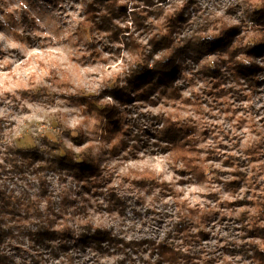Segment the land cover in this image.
I'll return each mask as SVG.
<instances>
[{
    "label": "rangeland",
    "instance_id": "rangeland-1",
    "mask_svg": "<svg viewBox=\"0 0 264 264\" xmlns=\"http://www.w3.org/2000/svg\"><path fill=\"white\" fill-rule=\"evenodd\" d=\"M120 4L125 15L89 26L83 0H0V190L27 193L55 229L73 233V264H147L150 258L146 245L120 251L75 241L86 227L139 243L158 242L174 225L171 241L186 255L182 264H259L264 47L253 58L262 69L254 88L234 76L227 46L184 52L167 83L156 74L136 82L133 72L144 59L152 69L165 55L163 48L152 50L153 37L218 39L236 26L241 47L259 44V24L249 15L264 10V0ZM179 12L188 24L169 37L167 23ZM243 53L232 63H248ZM106 107L114 110L110 126L99 113ZM173 142L187 144L201 175L161 147ZM10 148L37 154L39 165L71 151L94 168L83 178L67 168L46 169L42 188L32 172L11 168ZM2 249L15 264H65L17 231Z\"/></svg>",
    "mask_w": 264,
    "mask_h": 264
},
{
    "label": "trees",
    "instance_id": "trees-1",
    "mask_svg": "<svg viewBox=\"0 0 264 264\" xmlns=\"http://www.w3.org/2000/svg\"><path fill=\"white\" fill-rule=\"evenodd\" d=\"M120 1L121 0H83L85 3V23L89 26L93 24L100 26L105 22L111 21L115 17L125 15L126 7L120 4ZM249 17L254 23L259 24L256 32L259 33L260 41L257 45L241 47L237 40L239 38V29L236 26H231L222 30L218 39L193 34L188 37H183L175 43L172 39L163 42V39L153 37L151 40L152 50L163 48L166 53L161 59L155 60L154 63H152V69H149L148 63H146L147 59H144V63H141L133 72L134 81L141 82V79L156 74L167 83L177 67L175 60L184 52L189 51L197 55L204 54L212 49L218 50L223 47L226 48L227 46L226 52L229 55L228 60L231 62L229 63V67L233 70L234 76L238 79L244 78L249 86L254 88L253 85L258 82L256 73L262 70L261 67L253 62V58H255L264 47V10L255 11L250 14ZM174 18L177 20H174ZM185 18L187 17L181 12H179L177 16L169 18L167 23V26H169V24L171 26L170 28L168 27L169 37L173 32L172 29L177 28L179 31L185 28V25L188 24V20L185 21ZM134 21L138 26L141 25V21L137 18L136 13H134ZM131 43L133 44L132 41ZM240 51L244 52L243 55L246 61L248 60V63H239L236 61L232 63L235 60V56L239 54ZM213 74H216V72H213ZM99 113L107 119L108 126L114 122V110L110 111V109L106 107L100 110ZM161 147L164 150L173 151L175 157L183 160L185 166L191 165V150L187 147V144L173 142ZM6 154L5 158L8 163H10L13 170L15 169L20 174L32 172L33 176L41 183L40 187L42 186V188H44L45 184L43 175L46 169H59V171H62L64 168H67L72 171L75 177L83 178L84 172L94 168L93 163L86 158H82L81 161H76L71 151H65L64 155L55 156L53 159L54 161L50 163L46 162V165H39L36 160H41L42 158L38 157V155L33 152L15 151L13 148H10L6 151ZM192 171L194 174L201 175L195 165L192 167ZM42 190L45 195L46 189ZM32 217H34V219L31 220ZM27 224H30L34 229L29 228ZM91 227L92 226L86 227L85 232L79 233L75 241H92L97 248H101V246L106 243L108 249L111 247L120 251L128 247L137 248L139 245L141 247L146 245L145 250L149 252L150 257L146 261L147 264H182L183 258H186V255L175 248L171 241L174 234L173 232L178 228V225H174V229L169 230L165 234V237L158 242L149 239L139 243L136 241L126 242L110 232ZM15 231L28 237V239L33 242L34 246L37 245L42 248H49L50 254L57 259H65V264H73L74 258L70 249L71 245H69L70 242H72L73 233L55 229L49 219L43 218V212L40 211V206L34 204L33 199L27 193L17 197L11 192L0 190V264H15L13 258L2 249L4 240L8 237H12ZM260 232L262 244L264 246V235H262L264 234V230L260 229ZM154 255H156L155 258ZM255 256L259 259V264H264V251L256 252Z\"/></svg>",
    "mask_w": 264,
    "mask_h": 264
}]
</instances>
